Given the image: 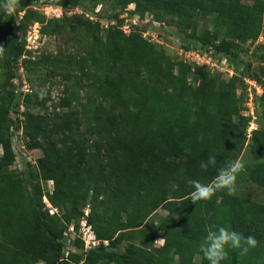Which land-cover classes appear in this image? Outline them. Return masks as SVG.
I'll return each instance as SVG.
<instances>
[{
    "label": "trees",
    "instance_id": "obj_1",
    "mask_svg": "<svg viewBox=\"0 0 264 264\" xmlns=\"http://www.w3.org/2000/svg\"><path fill=\"white\" fill-rule=\"evenodd\" d=\"M52 1L62 8L78 5L81 0ZM124 1L133 3L137 9L160 10L173 17L175 29L182 40L187 41L179 48L185 51H206L211 47H203L187 34V23L198 12L216 13L228 29L238 26V36L251 38L252 44L259 36L264 38V33L260 32L264 31V20L263 30L260 26L264 0H252V5L244 0ZM229 35L236 38L230 30ZM142 39L153 45L152 41ZM146 46L149 45L141 41L138 51L112 50L93 58V61L108 64L113 86L120 89L129 82L137 99L128 101L119 93L120 96L115 95L100 79L101 94L107 101L108 110L101 107L93 110L89 126L84 131L90 142L86 147L75 137L79 131L74 133L68 128L62 135L65 144L61 149L57 148L52 137L41 127L39 118L28 111L26 98L31 93L23 95L0 88V264H34L36 261L74 264L70 261L72 255L65 256L63 233L67 226L64 229L52 226L51 217L41 211L36 199L22 198L19 181L9 173L14 153L7 130L14 124H10V112L14 108L19 112L20 104L23 106V120L14 126L15 129L21 127L25 146L41 147L39 137L44 133L55 150L50 156L43 153L36 165L41 175L53 183L51 202L71 204L68 222L72 216L83 217L86 208L88 224L109 217L117 234L106 247L100 245L96 250L101 249L117 264H143L127 259L118 246L124 241L127 230L138 229L147 215L159 207L166 212L159 220L158 229L163 232V249L170 259L168 264H195L192 262L195 255L201 258L198 264H208L199 247L213 225L230 227L243 237L254 236L258 241L257 247L249 248L247 255H242L239 249H229V258L224 264H264V206L222 192H217L209 201L194 204L190 196L194 189L187 183L188 180L210 183L219 167L229 159L238 158L248 124V120L239 116L235 98L241 79L237 75L231 77L226 87L228 92L220 96H213L198 86L191 92L194 107L188 108L182 104V98L191 89L186 87L183 77L173 73L163 55ZM227 47L218 45L214 50L232 66L241 63L248 71L250 63L238 61L237 55L229 53ZM22 48L14 41L10 52L16 57ZM254 56L262 66L258 74L253 75L261 82L264 77V41L254 47ZM7 67L10 69L9 65ZM143 76L162 81L170 93L157 91L151 94L147 90H137V80ZM10 78L15 79L16 73H10ZM263 100L264 97L259 106ZM250 141L252 155L258 161L250 178L264 187V127L254 131ZM212 154L217 157V167L203 171L201 161H206ZM109 156L116 159L111 168L106 163ZM28 166L29 163L25 164V168ZM168 180L176 184L172 199L168 198ZM39 200L41 202V195ZM123 213L129 216L125 222L119 219ZM96 250H89V256L82 264H93L92 258L102 256ZM174 259L176 262H171Z\"/></svg>",
    "mask_w": 264,
    "mask_h": 264
},
{
    "label": "rangeland",
    "instance_id": "obj_2",
    "mask_svg": "<svg viewBox=\"0 0 264 264\" xmlns=\"http://www.w3.org/2000/svg\"><path fill=\"white\" fill-rule=\"evenodd\" d=\"M244 2L248 5L253 3L252 0H244ZM56 8L61 7L55 6L52 0H20L15 15L11 17L0 15V46L5 47V54L0 57V88L2 87L5 92L12 89L19 93V85L25 80L31 88V94L26 98V103L29 105L28 111L39 118L41 127L47 135L52 137L59 149L65 144L62 138L63 130L68 128L74 133L79 131L77 136L75 135L76 139L83 141L85 147L89 145V138L84 131L89 126L93 110L97 107L108 110L107 101L101 94L100 79L106 82V87H109L115 95H121L128 101L137 99L133 95L132 85L129 82L122 85L120 89L113 86L109 80L111 74L108 64L93 61V58L102 57L103 53L108 51L120 50L130 53L141 49V41L149 45L146 47L153 50L152 52L163 55L169 62V67H172L173 73H179L186 87L191 89L182 98V104L188 108L194 107L191 92L198 86L204 91L208 90L213 96L228 92L226 89L229 82L228 76L214 72V68L207 65H197L192 58L188 61L189 63L181 60L178 54L179 48L187 41L182 40L175 29V19L160 10L137 9L133 3H125L124 0H81L73 7H62L61 14L59 11H53ZM263 20L264 12L260 16L261 30H263ZM126 24L129 25V30L131 29L128 34H124L121 30ZM234 27L228 29L216 13L206 11L198 12L190 19L186 29L187 34L195 38L203 47L211 46L214 49L218 45L224 47L228 45L229 53L237 55L238 61H250L255 56L245 57V53L247 49L253 47V44H249L251 38L238 36V26ZM148 28L158 34L157 42L151 40L153 45L142 39L144 36L142 32ZM229 30L236 38L229 35ZM260 32L264 33V31ZM146 38L149 39V36ZM14 41L23 47L16 57L10 52ZM216 59H213L211 55L212 62L216 63ZM245 70L241 63L233 66L234 75L240 76ZM10 73H16V78L8 79ZM261 80L264 85V77ZM136 87L139 91H148L151 94L157 91L163 94L170 93L162 81H156L152 77L143 76L137 80ZM41 93L44 95L43 99L40 98ZM263 102L264 100L254 111V122L258 129L264 127ZM238 108L243 110V107ZM14 109L10 112L12 117L10 124L16 125V122L20 121L19 114L23 111L19 109L18 112V108ZM245 119L251 120L250 116ZM7 133L11 136V140L14 139L15 144L25 143L19 136V132H15L17 138L9 129ZM249 138L246 135L238 155V158L246 162V169L238 177L237 193L230 197L250 201L263 207L264 187L254 183L250 178L258 161L252 155ZM39 143L41 147L31 148L26 145V150L31 153L35 165L29 164L25 168L27 163L13 162L8 168L9 173L15 181H19L22 198L36 199L37 205H41V211L47 212V216L51 217L52 226L64 229L72 224L77 229L80 219L72 216L68 222L71 217V204L67 202L53 204L50 200L53 183L41 175L36 165L43 157V153L47 152L50 156L55 150L50 145V140H46L44 133L39 137ZM1 155L0 147V157ZM115 160L111 156L108 157L106 163L109 168L114 165ZM167 190L168 198L172 199L176 191L173 180H168ZM219 192L228 195L226 191ZM47 207L52 209V215ZM84 211L87 213L88 208ZM165 215L166 212L160 207L147 215L138 229L126 231L124 241L118 246V250L124 253L127 259L143 264H168L170 259L166 257L163 249V232L158 229L159 220ZM127 216V213L121 214L120 221L125 222L129 217ZM90 226L98 242L93 250L100 245L106 247L108 241L113 240L117 234L113 231L114 227L110 224L109 217H104L103 221H95ZM90 251H83L79 242L75 241L66 258L72 255L73 260H70L72 263L82 264L88 258ZM96 251L102 256L97 259L92 258L93 264H117L113 259L105 256L101 249ZM175 260L171 262H176ZM192 262L198 264L201 258L195 255ZM34 264L44 263L36 261Z\"/></svg>",
    "mask_w": 264,
    "mask_h": 264
},
{
    "label": "built area",
    "instance_id": "obj_3",
    "mask_svg": "<svg viewBox=\"0 0 264 264\" xmlns=\"http://www.w3.org/2000/svg\"><path fill=\"white\" fill-rule=\"evenodd\" d=\"M55 12L59 11V14H61V10L55 9ZM124 34H128L131 32V29L129 30V25H124L123 29H121ZM34 31V30H33ZM144 35V39L150 41H158V34L154 33L150 28H148L146 31L142 32ZM146 36H149V39L146 38ZM264 41L263 36H259L255 43L253 44V47L248 50L247 57H254V47H256L259 43H262ZM28 47V46H27ZM179 56L181 57V60L185 63H189L188 61L191 60V58L197 63V65H207L209 67L214 68V72L221 74L223 76H228L231 78L233 73V66L227 62V60L221 56L218 55V53L215 52V50L211 47H209L206 51H202L201 49H195L192 51H185L183 49H180L178 52ZM211 55H213V59H216V63L211 61ZM250 63V67L248 71L243 72L238 77L241 79V84L239 88L236 91V96L238 99V103L240 107H243V110H241L240 114L244 117L250 116L251 120L248 123V129H247V136H250V133L252 130L256 128L255 126V118H254V111L256 109V103L259 98L264 96V88L261 82H259L253 75V73L258 74L259 68L262 66L261 62L258 60V57L255 56L253 59L248 61ZM229 65V66H228ZM18 85V84H17ZM19 93L26 94L31 93V89L29 85L25 82V80L22 81V83L19 85ZM18 92V91H16ZM22 97V96H21ZM20 111H23V106L20 104ZM20 120H23L21 114H19ZM14 131V132H13ZM10 132L14 134V137H16L15 132H19V136L23 137V132L21 130V127L15 129V126H11ZM17 138V137H16ZM23 143V142H22ZM11 148L14 153V162L15 163H29L34 164L35 161L32 159L31 153L26 150L25 143L23 144H15L14 139L11 140ZM48 212L52 215L53 211L52 209L48 207ZM64 240H65V256L68 255L69 249L73 246L75 241H79L82 244L83 251H89L97 247V240L95 238V235L92 231V228L90 224L87 222V213L85 212L84 216L80 218L79 226L76 229L72 224L68 225L66 230L63 233Z\"/></svg>",
    "mask_w": 264,
    "mask_h": 264
},
{
    "label": "clouds",
    "instance_id": "obj_4",
    "mask_svg": "<svg viewBox=\"0 0 264 264\" xmlns=\"http://www.w3.org/2000/svg\"><path fill=\"white\" fill-rule=\"evenodd\" d=\"M19 5L20 0H0V15L8 17L15 15ZM56 9L62 10L61 8ZM249 44H252V42L250 41ZM4 54L5 47L0 46V57H2ZM245 57H247V54ZM263 97L264 96L257 100L256 109L259 108L260 99H262ZM40 98H44L43 93H41ZM235 98L238 108L240 107V105L238 103L236 92ZM238 112L239 116L245 118L240 114L241 108H238ZM247 129L248 124L244 133L245 138L247 135ZM257 129L258 128L256 127L251 131L249 136L250 138L252 136V133ZM216 167L217 157L215 154L209 155L206 161H201L200 163V168L203 171H207L209 168ZM245 169L246 162L243 159H229L225 162L224 166L218 168L217 175L210 183H203L198 180H188L187 183L194 189L190 193L192 203L196 204L200 201H209L219 191H226L229 196H234L238 190V177L245 171ZM160 241L162 242L163 239ZM257 244L258 241L254 236L243 237L240 233L232 230L230 227L213 225L207 230L206 235L201 241L199 252L203 254V257L208 261V264H224V262L229 258V249H239L241 250L242 255H247L249 248H256Z\"/></svg>",
    "mask_w": 264,
    "mask_h": 264
}]
</instances>
